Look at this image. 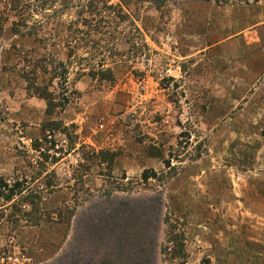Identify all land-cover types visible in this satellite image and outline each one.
Instances as JSON below:
<instances>
[{"label": "rangeland", "instance_id": "374dc122", "mask_svg": "<svg viewBox=\"0 0 264 264\" xmlns=\"http://www.w3.org/2000/svg\"><path fill=\"white\" fill-rule=\"evenodd\" d=\"M0 264H264V0H0Z\"/></svg>", "mask_w": 264, "mask_h": 264}, {"label": "trees", "instance_id": "16d2710c", "mask_svg": "<svg viewBox=\"0 0 264 264\" xmlns=\"http://www.w3.org/2000/svg\"><path fill=\"white\" fill-rule=\"evenodd\" d=\"M35 76H36V74L34 76H32L33 78L32 77L31 78L30 77L26 78V80L28 81L27 89L30 90L31 92H33V94L38 95V96H40V97H42V98H44L46 100H49V97L52 94L50 92L43 91V90H41V88L36 86V83L33 82V81L37 80V79H35L36 78ZM32 79H33V81H32ZM52 103H53L52 101L48 102V108H51L53 106ZM66 103H67V99H63L62 104H66Z\"/></svg>", "mask_w": 264, "mask_h": 264}]
</instances>
